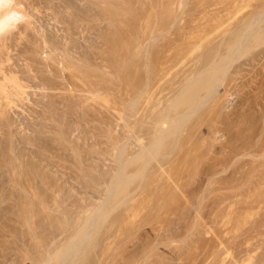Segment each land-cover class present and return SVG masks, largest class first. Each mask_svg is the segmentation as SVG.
<instances>
[{
	"label": "rangeland",
	"instance_id": "rangeland-1",
	"mask_svg": "<svg viewBox=\"0 0 264 264\" xmlns=\"http://www.w3.org/2000/svg\"><path fill=\"white\" fill-rule=\"evenodd\" d=\"M18 1L20 11L25 16L17 28L7 34V46L5 44L1 48L0 45V68L4 66L5 69V65L14 68L12 72L18 73L15 75L29 87L24 88L27 93L25 100L23 96L21 100L17 98L19 96L11 94V99L15 98L9 104L2 97L4 94L0 95V264H39L68 239V235L81 221L78 219L88 214L85 208H91V204H96L93 202L104 197V188L113 179L121 162L130 163L126 173L137 170L139 166L143 167L146 163L145 160L143 163V157L140 161L131 160V157L142 148L143 142L146 145L150 139V111L155 110V113L163 104L168 105V99L171 101L179 92L183 82L189 80V74L193 76L196 70L205 69L207 63L216 59L217 55L225 54V41L231 37L229 34L244 28L245 22L253 16L256 18L261 11L264 13V0H104L98 4L100 9L95 0L96 12L91 9L94 0ZM74 11L81 15L79 13L78 16V12L75 14ZM93 18L97 19L98 28L93 24ZM261 23L264 25V21ZM261 23L259 25L263 26ZM116 33L124 38V43L114 48V43H110V35ZM96 34L99 36L96 37ZM44 36L52 45L59 41L60 46L66 44L64 47L68 46L69 49L66 48L71 54L76 46L79 50L77 54L80 53L81 58L85 59L84 64L89 66L91 63L93 70L98 66V70H94L97 77H90L97 80L100 78L101 82L93 78L90 81V84L99 86L95 87L97 91H94L93 85L94 89L86 85L84 89L89 87L94 93L88 95L87 90L79 92L65 77L68 76L66 70V74L59 70L55 75L48 72L44 55L50 48L45 45ZM95 38L100 58L96 60L100 64L93 61V47L97 46ZM111 41L114 42L113 39ZM263 42H257L256 45L255 42L249 43L250 48L248 45V51L243 52L245 56L242 54L240 59L237 57L228 65L224 74L218 73L221 78L217 74L216 79L223 81L213 80L214 83L217 81L216 85L213 83L216 86L214 92L205 95V91L209 90H202L197 93L200 94L197 96H201L197 102H205L203 106L201 104V107H197L198 103H195L196 108L191 110L193 114L190 112V116L182 121V128H179L181 131L168 136L173 138L170 141L172 147L169 146L171 138H168L166 147L170 149L165 148L159 151L160 155H155L163 160L162 166L167 164L166 167L161 170V161L158 158L151 159L141 177L132 178L128 190L131 189V194L135 193L134 199L126 200L128 202L125 206L124 203L120 204L109 214L107 221L95 232L93 243L86 249L81 262L76 264H237L241 260L244 262L242 264H264ZM215 52L218 54L214 57L212 55ZM33 58L40 61L32 62ZM30 67L32 71L36 69L33 75H50L51 82L44 80V84L41 83L43 79L39 81L34 78ZM185 70L190 71L186 73ZM27 74L29 78L25 77ZM184 75L186 79H183ZM93 80L95 83H92ZM151 90L154 94H151ZM181 93L185 95V91ZM50 95L54 96L53 100ZM60 95L69 99L65 98L63 102V99H59ZM79 95L82 96L77 98ZM161 99L162 102L158 103ZM81 103L82 106L79 105ZM183 105V109V106L178 107L181 113L186 107ZM4 106H7L6 109ZM167 167L170 169L166 170ZM168 172L172 179L165 177ZM55 189L61 194L55 196ZM130 203L131 206L135 204V209L127 207ZM127 208L130 213L125 212ZM108 246L110 249H107Z\"/></svg>",
	"mask_w": 264,
	"mask_h": 264
},
{
	"label": "bare ground",
	"instance_id": "bare-ground-1",
	"mask_svg": "<svg viewBox=\"0 0 264 264\" xmlns=\"http://www.w3.org/2000/svg\"><path fill=\"white\" fill-rule=\"evenodd\" d=\"M90 1V0H89ZM92 1V0H91ZM98 3L96 4L97 5V7H98V9H100L99 7H101V6H98V4H101L102 3V1L104 2V0H96ZM95 0H94V6L92 5H90L91 6V9L93 10L94 9V11L96 12L97 11V9L95 8L96 7V5H95V2H96ZM113 1V0H112ZM125 1H130V0H124V2ZM80 2H82V1H80ZM79 2V3H80ZM93 2V1H92ZM99 2H101V3H99ZM18 3H19V1L17 0H0V41H1V48H4V46H5V44L9 41V39H8V41H6L7 40V34L9 35L10 34V32L13 30V29H15V28H17V25H18V23L22 20V19H24V14L20 11V4L18 5ZM91 3V2H90ZM82 4V3H81ZM104 4V3H103ZM102 4V5H103ZM118 4V3H117ZM129 4V3H128ZM31 5V4H30ZM79 5V4H78ZM105 6V5H104ZM117 6V5H116ZM128 6V5H127ZM69 7V6H68ZM83 8V7H82ZM89 8V7H88ZM79 8H77V10H78ZM81 9V8H80ZM90 9V10H91ZM125 9V8H124ZM149 9V8H148ZM59 10V9H58ZM131 10V9H130ZM152 10V9H151ZM262 10V9H261ZM65 11V10H64ZM80 11V10H79ZM88 11V10H87ZM101 11V10H100ZM104 11V10H103ZM133 11V10H132ZM150 11V10H149ZM26 12V11H25ZM75 12V11H74ZM76 12H78V11H76ZM75 12V14H77ZM81 13H82V11H80ZM80 12H78V16H79V13ZM164 12H166V11H164ZM257 12V11H256ZM259 12V11H258ZM262 12V11H261ZM260 12V14L259 15H257L256 16V18H255V16H253L254 18H250V20H248V21H246L245 23V25H243V27L244 28H240V29H242V30H240V29H236V31H234V32H231L229 35L231 36L230 38H229V40H227V41H225V42H227L226 43V53L225 54H223V55H217L218 53H214V55H212V56H214L215 57V55H217L215 58L216 59H214V60H210L211 62L209 63H207L208 64V66H206L205 67V69L203 68L202 69V71H201V69L200 70H196V72H194L195 74L192 76V74H189V76L191 75V77H189L188 76V78H189V80L188 79H186L185 78V75H184V78L183 79H186L187 80V82H183V84L184 85H182L183 87H181L180 88V90H179V92H177L176 94H175V96H173L172 97V99H171V101H170V98L168 99L169 101H170V105H169V101H168V105H164V106H168V107H163V105H162V107L160 108V109H158L157 107V109H158V111L157 112H155L154 113V111H150V113H151V115L149 116L150 117V120L148 119V123H149V125H150V127H148V133L150 134V139L148 140V143L145 145V144H143L142 143V145L143 146H141L142 148L135 154V155H133L132 157H131V160H135L136 161V159H139V161H140V158H142L141 160L143 161V163H145V161H146V163L143 165V167L141 166H139V168L137 167V170H132V172H130V173H126V168H127V166L129 167V161L128 162H121V164L119 165V168L117 169V171L115 170V169H113V170H115L114 172H115V174L113 175V179L111 180V182L109 183H107L106 184V186H105V194H104V197L103 198H101L98 202H93V203H96V204H91L92 206H91V208L90 207H86L85 209V211H88L87 213V215L85 216V217H82L81 219L79 218L78 220L80 221L78 224L77 223H73L74 225H76L77 224V227L76 228H74L73 230H72V233L70 234V235H68V239H66L63 243H61V245L60 246H58V247H56L51 253H49V256L47 257V260H43V261H41L39 264H50V262H52L51 264H65V261H66V264H76V263H79V262H81L80 261V259L82 258V256L85 254V252H86V249L93 243V237L95 236V232H98V228H100V226L103 224V222L106 220V219H108L109 218V214L111 215V213H113L112 211L116 208V207H118L120 204H123L124 206H125V203H127L126 202V200H132L131 198H133V197H135L134 196V194L135 193H133V194H131V189L130 190H128L129 189V186H130V183H131V181H132V178L133 177H138V176H140L141 177V175H142V172H143V170H144V168H145V166L150 162V160L152 159V160H156L155 158H158V157H156V156H158V153H159V155H160V152L159 151H161V150H163V149H167V150H169L170 149V147H172V145H171V143L172 142H170V141H172V139L173 138H171V140H169L170 138L168 137V136H173V134L174 135H176L175 133H179V132H177V131H181L179 128H182L181 126V123H182V121H185L186 119V117L188 118L190 115V112H192L191 110L192 109H195L196 108V106H194L195 105V103L198 101V99L197 98H200L201 96H197V95H200V94H197V93H201V92H199V91H205V90H209V91H205V95L208 93H212V92H214V87H216L215 85H216V83H217V81L218 82H220V80H222V79H220L221 77H220V75L219 74H224L225 73V71H226V69H228V65L230 64V63H232V62H234V60L237 58V57H239V56H241L242 54L245 56L246 54H244L243 52L244 51H246L247 49H249L250 48V45H249V43L250 44H253L254 42H255V45L257 44V42H258V44H260V42H263L264 41V25L261 23V22H263L264 21V13L262 12L261 13ZM81 13H80V15H81ZM93 13V12H92ZM98 14H99V12H97ZM170 13V12H169ZM175 13V12H174ZM51 14H53V13H51ZM94 14V13H93ZM167 14V13H166ZM253 14V13H252ZM95 15V14H94ZM97 15V14H96ZM107 15V14H106ZM250 15V14H249ZM109 16V15H108ZM129 16V15H128ZM49 17V16H48ZM63 17V16H62ZM94 17H96V16H94ZM55 18V17H54ZM97 18V17H96ZM95 18V19H96ZM111 18V17H110ZM160 18H161V15H160ZM56 19V18H55ZM61 19V18H60ZM75 19V18H74ZM94 19V18H93ZM94 19V20H95ZM244 19V18H243ZM52 20V19H51ZM59 20V19H58ZM63 20V19H62ZM73 20V19H72ZM97 20V19H96ZM96 20H95V23L93 22V24L97 27V23H96ZM117 20V19H116ZM120 20V19H119ZM39 21H41L40 19H39ZM56 21V20H55ZM65 21V20H64ZM77 21H79V20H77ZM85 21V20H84ZM99 21V20H98ZM103 21V20H102ZM122 21V20H121ZM120 21V22H121ZM161 21V20H160ZM66 22V21H65ZM82 22V21H81ZM119 22V23H120ZM38 23V22H37ZM51 23V22H50ZM58 23V22H57ZM79 23V22H78ZM116 23H118V22H116ZM123 23V22H122ZM226 23V22H225ZM262 24L263 26H260L259 24ZM52 24V23H51ZM56 24V23H55ZM69 24V23H68ZM76 24H77V22H76ZM82 24V23H81ZM208 24V23H207ZM216 25H217V23H215ZM214 24V25H215ZM221 24H222V22H221ZM34 25V24H33ZM44 25V24H43ZM83 25V24H82ZM82 25H81V27H82ZM87 25V24H86ZM85 25V26H86ZM108 25V24H107ZM119 25V24H118ZM122 25V24H121ZM120 25V26H121ZM124 25V24H123ZM133 25V24H132ZM139 25V24H138ZM156 25V24H155ZM190 25V24H189ZM199 25V24H198ZM239 25V24H238ZM36 26V25H35ZM40 26V25H39ZM64 26V25H63ZM74 26V25H73ZM77 26H78V24H77ZM149 26H150V24H149ZM152 26V25H151ZM150 26V27H151ZM184 26V25H183ZM207 26V25H206ZM205 26V27H206ZM218 26L220 27V25L218 24ZM227 26V25H226ZM229 26V25H228ZM38 27V26H37ZM66 27V26H65ZM64 27V28H65ZM75 27H76V25H75ZM92 28H93V26H91ZM124 27V26H123ZM125 27H126V25H125ZM213 27H215V26H213ZM225 27V26H224ZM230 27H231V25H230ZM47 28V27H46ZM49 28H50V24H49ZM69 28H70V26H69ZM84 28V27H83ZM98 28V27H97ZM128 28V27H127ZM152 28V27H151ZM198 28V27H197ZM200 28V27H199ZM202 28H204V27H202ZM201 28V29H202ZM42 29V28H41ZM55 29V28H54ZM80 29V28H79ZM94 29V28H93ZM143 29V28H142ZM44 30V29H43ZM56 30V29H55ZM75 30V29H74ZM87 30V29H86ZM144 30V29H143ZM45 31V30H44ZM68 31V30H67ZM85 31V30H84ZM97 31V30H96ZM99 31V30H98ZM113 31V30H112ZM205 31V30H204ZM208 31V30H207ZM220 31V30H219ZM232 31V30H231ZM19 32V31H18ZM26 32V31H25ZM61 32V31H60ZM151 32V31H150ZM201 32H203V31H201ZM206 32V31H205ZM226 32H228V31H226ZM230 32V31H229ZM46 33V32H45ZM81 33H82V31H81ZM81 33H79V34H81ZM93 33V32H92ZM143 33H145V32H143ZM197 33H199V32H197ZM197 33H195V34H197ZM204 33V32H203ZM221 33V32H220ZM225 33V32H224ZM58 34V33H57ZM148 34V33H147ZM62 35H64V34H62ZM66 35V34H65ZM83 35H84V32H83ZM199 35V34H198ZM227 35V34H226ZM78 36V35H77ZM80 36V35H79ZM97 36H99L98 34H96V37ZM123 36V35H122ZM150 36V35H149ZM203 36H205V35H203ZM203 36H201V37H203ZM214 36H215V34H214ZM220 36V35H219ZM222 36V35H221ZM10 37V36H9ZM58 37V36H57ZM63 37V36H62ZM110 43H114V48L115 47H117L116 45H119V46H123V43H124V38L122 37L121 38V36L119 35V33H116V34H114V36L111 34L110 35ZM135 37V36H134ZM183 37V36H182ZM78 38V37H77ZM136 38V37H135ZM217 38V37H216ZM220 38V37H219ZM44 42H45V45L47 46V48H50V50L48 51V52H46L45 54L46 55H44L45 56V61H46V63H47V67H49V73H52V75H55V72L57 71L58 72V70H59V72L61 71V72H64L65 70L67 71H65L66 73H68V76H65V77H67V79H69V82H72L73 83V87L74 88H77V90L79 91V92H82V91H84V90H87V92H88V95L91 93V95L94 93V91L96 90V88H98V87H96V84H95V86L93 85V84H90L91 82V80H92V78L90 79V77L91 76H96V74L94 75V72H96V71H94V70H96L97 68H98V66H96V67H94V68H96V69H94L93 70V68L90 66V65H92L91 63L89 64V66L91 67V68H89V66L87 65V64H84V58L82 59L81 58V54L80 53H78L77 54V52L79 51H77V47L76 46H74L75 48H73V50L72 51H74V53H76V55L74 54V53H72L71 54V52H69V48H68V46H66V47H64L65 45L63 44V46H60L59 44H61L60 43V41L58 42V43H55V44H53L52 45V43H49V39L47 38H45V36H44ZM64 39V38H63ZM72 39V38H71ZM96 39V38H95ZM114 40V42L113 41H111V40ZM129 39V38H128ZM141 39V38H140ZM147 39V38H146ZM223 39V38H222ZM221 39V40H222ZM101 40V39H100ZM104 40V39H103ZM126 40V39H125ZM132 40H133V38H132ZM178 40V39H177ZM220 40V41H221ZM224 40V39H223ZM6 41V42H5ZM93 41V40H92ZM134 41V40H133ZM145 41V40H144ZM219 41V40H218ZM64 42V41H63ZM94 42V41H93ZM97 42V39H96V41H95V45L97 44L96 43ZM102 42V41H101ZM107 42V41H106ZM173 43V42H172ZM212 43V42H211ZM264 43V42H263ZM70 44H71V42H70ZM108 44V43H107ZM112 44H111V46H112ZM130 44H132V43H130ZM176 44V43H175ZM210 44V43H209ZM52 45V46H51ZM93 45H94V43H93ZM93 45L91 46V48L93 47ZM138 45V44H137ZM136 45V46H137ZM140 45V44H139ZM186 45V44H185ZM219 45H220V43H219ZM221 45H222V43H221ZM248 45H249V48H247L248 47ZM6 46H7V44H6ZM45 46V47H46ZM87 46V45H86ZM110 46V45H109ZM208 46V45H207ZM253 46V45H252ZM251 46V47H252ZM260 46V45H259ZM90 47V46H89ZM101 47V46H100ZM138 47V46H137ZM220 47V46H219ZM258 47V46H257ZM41 48V47H40ZM46 48V49H47ZM86 48V47H85ZM93 48H95L94 49V54H92L93 56H94V58H95V60H93V61H97L96 63H101V62H99L98 60H96V58L98 59L99 58V55H98V51L96 50V48L98 49V44H97V46L96 47H93ZM103 48V47H102ZM121 48V47H120ZM39 49V48H38ZM67 49V50H66ZM70 49H72V48H70ZM82 49V48H81ZM117 49V48H116ZM123 49V48H122ZM121 49V50H122ZM128 49V48H127ZM134 49H135V46H134ZM134 49H132V50H134ZM139 49V48H138ZM216 49V48H215ZM17 50V49H16ZM92 50V49H91ZM96 50V51H95ZM113 50V49H112ZM120 50V49H119ZM118 50V51H119ZM146 50V49H145ZM144 50V51H145ZM217 50H219L218 48H217ZM37 51V50H36ZM66 51V52H65ZM93 51V50H92ZM136 51V50H135ZM134 51V52H135ZM207 51V50H206ZM248 51V50H247ZM246 51V52H247ZM26 52V51H25ZM24 52V53H25ZM91 52V51H90ZM98 52V53H97ZM110 52V51H109ZM115 52V51H114ZM123 52V51H122ZM132 52V51H131ZM217 52H219V51H217ZM245 52V53H246ZM37 53V52H36ZM40 53V52H39ZM38 53V54H39ZM88 53V52H87ZM86 53V54H87ZM116 53H118V52H116ZM211 53V52H210ZM71 54V55H70ZM84 54V53H83ZM85 54V55H86ZM108 54V53H107ZM202 54V53H201ZM205 54V53H204ZM89 55V54H88ZM149 55H150V53H149ZM153 55V54H152ZM157 55V54H156ZM210 55V54H209ZM32 56V55H31ZM90 56V55H89ZM92 56V57H93ZM131 56V55H130ZM136 56V55H135ZM201 56V55H200ZM6 57V56H5ZM213 57V58H214ZM7 58H9V57H7ZM93 58V59H94ZM114 58V57H113ZM118 58V57H117ZM198 58V57H197ZM218 58V59H217ZM20 59V58H19ZM26 59V58H25ZM30 59V58H29ZM100 59V58H99ZM122 59V58H121ZM130 59V58H129ZM239 59H240V57H239ZM10 60H11V58H10ZM9 59H7V61H10ZM32 60V62L34 61L35 63L37 62V60H39L40 61V59H31ZM42 60V59H41ZM102 60V59H101ZM100 60V61H101ZM111 60V59H110ZM150 60V59H149ZM197 60V59H196ZM4 61H6V59L4 60ZM27 61V59L25 60V62ZM193 61V60H192ZM3 62V61H2ZM24 62V61H23ZM118 61L116 60V63H117ZM127 62V61H126ZM133 62V61H132ZM191 62V61H190ZM194 62V61H193ZM192 62V63H193ZM237 62V61H236ZM5 64H8V62L6 63V62H4ZM14 63V62H13ZM85 63H87V62H85ZM88 63H89V60H88ZM107 63H109V62H107ZM112 63H115V62H112ZM158 63V62H157ZM165 63V62H164ZM0 64H2L1 62H0ZM119 64V63H118ZM121 64V63H120ZM159 64H161V63H159ZM200 64V63H199ZM23 65V64H22ZM38 65V64H37ZM96 65H98V64H96ZM102 65V64H101ZM107 65V64H106ZM164 65V64H163ZM29 66H31V65H29ZM94 66H95V63H94ZM111 66V65H110ZM118 66V65H117ZM129 66V65H128ZM159 66H161V65H159ZM187 66H188V64H187ZM193 66H194V63H193ZM230 66V65H229ZM232 66V65H231ZM1 67V66H0ZM4 67V66H3ZM0 68V88H1V90L3 91V92H0V95L2 96V94L1 93H3L4 95L2 96V97H4L5 99H7L8 100V103L10 104V100H13L15 97H17V96H19V97H17V98H19V99H21L22 100V96H23V99L26 97V90H24V88H27L26 86H28L29 87V85H27V84H25V82L24 83H22L23 82V80H20L18 77H17V75H15V74H18V73H15V72H12V71H14L13 69L14 68H8V67H10V66H6L5 65V69L4 68ZM46 67V68H47ZM127 67V66H126ZM189 67V66H188ZM192 67V66H191ZM25 68V67H24ZM35 68V67H34ZM40 68V67H39ZM38 68V69H39ZM43 68V67H42ZM183 68V67H182ZM186 68V67H185ZM193 68V67H192ZM201 68V67H200ZM37 69V70H38ZM89 69V70H88ZM90 69H92V70H90ZM184 69V68H183ZM30 70H31V67H30ZM98 70V69H97ZM125 70V69H124ZM194 70V69H193ZM230 70V69H229ZM21 72L22 71H24V70H20ZM32 71V70H31ZM35 71H36V69H35ZM35 71H32V75H33V73H35ZM41 71V70H40ZM39 71V72H40ZM92 71V72H91ZM100 71V70H99ZM167 71V70H166ZM190 71V70H189ZM189 71H187L186 72V70H185V72L186 73H188ZM195 71V70H194ZM197 71H199V72H197ZM27 72V71H26ZM58 72V73H59ZM64 72V73H65ZM98 72V71H97ZM162 72V71H161ZM228 72V71H227ZM37 73V72H36ZM45 73V72H44ZM65 73V74H66ZM185 73V74H186ZM219 73V74H218ZM62 74V73H61ZM91 74H93V75H91ZM217 74H218V76L220 77L219 79L220 80H218V79H216V76H217ZM228 74V73H227ZM31 75V76H32ZM35 75V74H34ZM33 75V76H34ZM40 75V74H39ZM63 75V74H62ZM163 76H164V74H162ZM161 75V76H162ZM21 76V75H20ZM29 75L27 74L25 77H28ZM59 76V75H58ZM160 76V77H161ZM214 76V77H213ZM218 76H217V78H218ZM225 76H226V74H225ZM55 77V76H54ZM57 77V76H56ZM62 77V76H61ZM60 77V78H61ZM97 77V76H96ZM95 77V78H96ZM99 77V76H98ZM101 77V76H100ZM29 78V77H28ZM34 78H37V79H39V81H40V79H43V81L41 82V83H43L44 82V80H46V82L49 80H51V77H50V75H48L47 73L46 74H41V76L39 77V76H37V75H35L34 76ZM33 78V79H34ZM58 78V77H57ZM64 78V77H63ZM95 78H93V79H95ZM225 78V77H224ZM99 80H100V78H98ZM104 79V78H103ZM156 79V78H155ZM159 79V78H158ZM182 79V78H181ZM214 79H216L217 81H215V83H214ZM28 79H26V81H27ZM52 80H54V78L52 79ZM59 80V79H58ZM99 80H97V79H95V81H99ZM145 80V79H144ZM160 80V79H159ZM162 80V79H161ZM164 80V79H163ZM186 80H184V81H186ZM22 81V82H21ZM48 81V82H49ZM55 81V80H54ZM94 81V80H93ZM95 81L94 82H92V83H95ZM109 81H111V80H109ZM124 81V80H123ZM153 81V80H152ZM158 81V80H157ZM223 81V80H222ZM28 82V81H27ZM45 82V83H46ZM51 82V81H50ZM53 82V81H52ZM62 82V81H61ZM100 82H101V80H100ZM181 82V81H180ZM180 82H179V84H180ZM29 83V82H28ZM112 83V82H111ZM157 83V82H156ZM159 83V82H158ZM215 85H214V84ZM44 84V83H43ZM49 83H47V85H48ZM52 84H54L55 85V83L53 82ZM51 84V85H52ZM62 84V86L64 85V83H61ZM60 84V85H61ZM99 84V83H98ZM112 84H114V83H112ZM142 84V83H141ZM220 84V83H219ZM222 84V83H221ZM220 84V85H221ZM53 85V86H54ZM66 85V84H65ZM69 85H71V84H69ZM90 86V87H92L91 85H93V87L95 88H93L94 89V91L93 90H90L89 89V87H87V89H84L85 88V86ZM101 85V84H100ZM123 85V84H122ZM143 85H145L144 83H143ZM218 85V84H217ZM40 86L42 87V85L40 84ZM45 86V85H44ZM43 86V87H44ZM118 86V85H117ZM129 86V85H128ZM127 86V87H128ZM151 86V85H150ZM160 86H161V84H160ZM5 87H8V89L7 88H5ZM31 87V86H30ZM61 87V86H60ZM130 87H131V85H130ZM152 87V86H151ZM180 87V86H179ZM65 88V87H64ZM67 88V87H66ZM137 88V87H136ZM154 88V87H153ZM161 88V87H160ZM56 89V88H55ZM68 89H70V88H68ZM100 89V88H99ZM108 89V88H107ZM134 89V88H133ZM141 89V88H140ZM140 89H138V90H140ZM157 90H158V88H156ZM216 89V88H215ZM0 90V91H1ZM42 90V89H41ZM45 90H47V89H45ZM57 90H58V88H57ZM60 90H62V88L60 89ZM59 90V91H60ZM123 90V89H122ZM125 90V89H124ZM212 90V91H211ZM97 91V90H96ZM127 91V90H126ZM125 91V92H126ZM145 91H146V89H145ZM152 91V90H151ZM161 91V90H160ZM182 91H185V95H182L183 93H181ZM202 91V92H203ZM224 91V90H223ZM42 92V91H41ZM48 92H50V91H48ZM55 92V91H54ZM122 92V91H121ZM124 92V93H125ZM153 92V91H152ZM216 92V91H215ZM83 93H85V92H83ZM135 93V92H134ZM157 93V92H156ZM11 94H12V96H15V97H13V99H11ZM50 94H53V93H50ZM60 94V93H59ZM63 94V93H62ZM107 94V93H106ZM127 94V93H126ZM151 94H154V92L153 93H151ZM159 94V93H158ZM207 94V95H208ZM41 95V94H40ZM48 95V94H47ZM54 95V94H53ZM56 95V94H55ZM90 95V96H91ZM97 95H100L99 93L97 94ZM104 95V94H103ZM109 95V94H108ZM122 96H123V94H121ZM132 95V94H131ZM203 95V94H202ZM217 95V94H216ZM0 96V97H1ZM20 96H21V98H20ZM51 96V95H50ZM82 96V95H81ZM80 95L77 97V98H80L81 97ZM96 96V95H95ZM152 96V95H151ZM183 96V97H182ZM1 97V98H2ZM52 97L54 98V96H51V99H52ZM60 98L59 99H63L62 101L64 102V99L66 98L67 100L69 99V97H65V96H62V95H60L59 96ZM62 97V98H61ZM132 97V96H131ZM157 97V96H156ZM155 97V98H156ZM211 97V96H210ZM213 97V96H212ZM211 97V98H212ZM93 98V97H92ZM97 98V97H96ZM106 99H108V96H106L105 97ZM117 98V97H116ZM135 98V97H134ZM148 98V97H147ZM146 98V99H147ZM152 98V97H151ZM159 98V97H158ZM204 98V97H203ZM207 98V97H206ZM28 99V98H27ZM45 99V98H44ZM47 99V98H46ZM65 99V100H66ZM73 98L71 97L70 98V100H72ZM95 99V98H94ZM103 99V98H102ZM119 99V98H118ZM140 99V98H139ZM144 99V98H143ZM145 99V100H146ZM16 100V99H15ZM25 100V99H24ZM53 100V99H52ZM69 100V101H70ZM87 100V99H86ZM101 100V99H100ZM110 100V99H109ZM115 100V99H114ZM138 100V99H137ZM156 100H158V99H156ZM162 100L163 99H161V101L159 102L158 101V103H161L162 102ZM49 101V100H48ZM57 101V100H56ZM61 101V102H62ZM73 101V100H72ZM77 101V100H76ZM80 102H81V100H79ZM78 101V102H79ZM112 101V100H111ZM141 101V100H140ZM151 101V100H150ZM154 101H155V99H154ZM12 102V101H11ZM16 102V101H15ZM40 102V101H39ZM41 102H42V100H41ZM52 102V101H51ZM83 102H84V100H83ZM82 102V103H83ZM113 102V101H112ZM115 102V101H114ZM7 103V102H6ZM8 103H7V105H8ZM14 102H12V104H13ZM53 103H54V101H53ZM82 103L81 104H79L80 106H82ZM85 103V102H84ZM83 103V104H84ZM156 104H157V102H155ZM167 103V102H166ZM198 103V102H197ZM200 103V104H199ZM199 103H198V105H197V107H201V104L202 103H205V102H200V100H199ZM70 104V103H69ZM73 104H74V102H73ZM100 104H103V102L102 103H100ZM109 104V103H108ZM120 104V103H119ZM183 104H185L186 105V107H185V109L182 111V113H181V111L178 109V107H180V106H183V107H181L182 109L184 108V105ZM50 105V104H49ZM145 105H146V103H145ZM149 104H147V106H148ZM157 105H159V104H157ZM157 105H155V106H157ZM44 106V105H43ZM76 106V105H75ZM78 106V105H77ZM79 106V107H80ZM106 106V105H105ZM109 106H110V104H109ZM147 106H146V108H147ZM153 106H154V104H153ZM187 106H189V108L187 107ZM202 106H203V104H202ZM6 107L7 106H4V108L6 109ZM41 107V106H40ZM108 107V106H107ZM160 107V106H159ZM3 108V109H4ZM9 108V107H8ZM44 108V107H43ZM82 108V107H81ZM109 108V107H108ZM121 108V107H120ZM155 108V107H154ZM188 108V109H187ZM42 109V108H41ZM77 109H78V107H77ZM111 109H113V107L111 108ZM118 109H119V107H118ZM152 109V108H151ZM181 109V110H182ZM198 109V108H197ZM196 109V110H197ZM80 110V109H79ZM121 110H122V108H121ZM55 111V110H54ZM78 111V110H77ZM180 111V112H179ZM2 112V111H1ZM144 112V111H143ZM135 113V112H134ZM123 114V113H122ZM193 114V112L191 113V115ZM54 115V114H53ZM56 115V114H55ZM64 115V114H63ZM143 115V114H142ZM141 115V116H142ZM189 115V116H188ZM146 116V115H145ZM44 117V116H43ZM55 117V116H54ZM148 117V118H149ZM48 118H50L49 116H48ZM134 118V117H133ZM39 119V118H38ZM56 119V118H55ZM185 119V120H184ZM50 120V119H49ZM58 120V119H57ZM189 120V119H188ZM47 121H48V119H47ZM43 122V121H42ZM131 123V122H130ZM132 123H134V122H132ZM136 123V122H135ZM147 123V124H148ZM184 123V122H183ZM62 124V123H61ZM41 125H43V124H41ZM46 125V124H45ZM50 125V124H49ZM138 125V124H137ZM142 125V124H141ZM181 125V126H180ZM132 126V125H131ZM43 127H44V125H43ZM61 127V126H60ZM147 127V126H146ZM45 128H49V127H45ZM129 128V127H128ZM137 128V127H136ZM104 129V128H103ZM34 130V129H33ZM42 130V129H41ZM49 130V129H48ZM47 130V131H48ZM132 130V129H131ZM53 131V130H52ZM66 131H67V129H66ZM133 131V130H132ZM185 131V130H184ZM34 132H35V130H34ZM59 132V131H58ZM57 132V133H58ZM108 132V131H107ZM56 133V134H57ZM133 133H135V131H133ZM171 133H173V134H171ZM184 133V132H183ZM64 134H66V133H64ZM106 134V133H105ZM138 134V133H137ZM148 134V135H149ZM170 134V135H169ZM40 134H38V136H39ZM183 135V134H182ZM37 136V135H36ZM50 136V133H49V135H48V137ZM125 136V135H124ZM179 136V135H178ZM42 137V136H41ZM47 137V138H48ZM51 137H52V134H51ZM54 137V136H53ZM70 137V136H69ZM144 137V136H143ZM44 138V137H43ZM58 138V137H57ZM67 138V137H66ZM83 138V137H82ZM114 138V137H113ZM126 138V137H125ZM137 138V137H136ZM149 138V137H148ZM166 138H167V140H166ZM169 138V139H168ZM45 139V138H44ZM114 139H116V138H114ZM124 139V138H123ZM139 140H140V138H138ZM31 140V139H30ZM68 141H69V139H67ZM131 140V139H130ZM134 140V139H133ZM168 140H169V142H170V144H169V149L166 147V143H169L168 142ZM26 141V140H25ZM43 141V140H42ZM107 141V140H106ZM109 141V140H108ZM107 141V142H108ZM135 141V140H134ZM147 141V140H146ZM164 141H166V142H164ZM31 142V141H30ZM33 142V141H32ZM63 142V141H62ZM80 142V141H79ZM83 142V141H82ZM133 142V141H132ZM137 142V141H136ZM59 143V142H58ZM61 143V142H60ZM176 143H178L177 141H176ZM175 143V144H176ZM27 144V143H26ZM31 144V143H30ZM45 144V143H44ZM80 144V143H79ZM109 144V143H108ZM48 145V144H47ZM46 145V146H47ZM131 145V144H130ZM139 145V144H138ZM36 146V145H35ZM79 146V145H78ZM132 146V145H131ZM264 146V145H263ZM53 147H54V145H53ZM118 147V146H117ZM139 148H140V146H139ZM129 149V148H128ZM165 149V150H166ZM172 149V148H171ZM173 149H174V147H173ZM69 150V149H68ZM164 150V151H165ZM41 151V150H40ZM46 151V150H45ZM76 151H77V149H76ZM113 151V150H112ZM82 152H83V150H82ZM136 152V151H135ZM166 152H168V151H166ZM80 153V152H79ZM165 154V155H167L165 152H162V154ZM28 154V153H27ZM37 154V153H36ZM43 154V153H42ZM109 154H111V153H109ZM115 154V153H114ZM191 154V153H190ZM26 155V154H25ZM39 155V154H38ZM47 155V154H46ZM71 155V154H70ZM132 154H130V156H131ZM156 155V156H155ZM164 155V156H165ZM34 156V155H33ZM62 156V155H61ZM112 156H114L113 155V153H112ZM155 156V157H154ZM163 156V157H164ZM168 156V155H167ZM40 157V156H39ZM58 157V156H57ZM68 157V156H67ZM129 157V156H128ZM145 157V158H144ZM160 157V156H159ZM45 158H46V156H45ZM44 158V159H45ZM56 158V157H55ZM64 158V157H63ZM154 158V159H153ZM165 158V157H164ZM40 159V158H39ZM120 159V158H119ZM159 159V158H158ZM175 159V158H174ZM60 160V159H59ZM113 160H114V158H113ZM130 160V159H129ZM145 160V161H144ZM167 160V159H166ZM171 160H173V159H171ZM177 160V159H176ZM180 160V159H179ZM178 160V161H179ZM40 161V160H39ZM56 161V160H55ZM83 161V160H82ZM127 161V160H126ZM159 161H161L159 164L161 165V167H159L160 169L162 168V167H166V165H164V166H162V164H163V160L162 159H159ZM169 161V160H168ZM174 161V160H173ZM30 162V161H29ZM47 162V161H46ZM61 162V161H60ZM152 162H154V161H152ZM156 162V166H157V161H155ZM170 162V161H169ZM175 162V161H174ZM56 163V162H55ZM188 163V162H187ZM60 164V163H59ZM114 164V163H113ZM135 164V163H134ZM41 165V164H40ZM64 165V164H63ZM150 165V164H149ZM159 165V166H160ZM169 165V164H168ZM50 166H51V164H50ZM61 166V165H60ZM64 166H66V165H64ZM63 166V167H64ZM70 166V165H69ZM118 166V165H117ZM148 166V165H147ZM55 167V166H54ZM57 167V166H56ZM67 167V166H66ZM164 167V168H165ZM170 167V166H169ZM172 167V166H171ZM50 168V167H49ZM71 168V167H70ZM174 168V167H173ZM172 168V169H173ZM178 168V167H177ZM32 169V168H31ZM62 169V168H61ZM66 169V168H65ZM69 169V168H68ZM159 169V170H160ZM167 169H170V168H166V170ZM176 169V168H175ZM37 170V169H36ZM78 170H80V169H78ZM95 170V169H94ZM112 170V169H111ZM162 170V169H161ZM174 170V169H173ZM42 171H44V170H42ZM71 171V170H70ZM131 171V170H130ZM149 171V170H148ZM169 171V170H168ZM105 172H107V171H105ZM153 172V171H152ZM164 172V171H163ZM170 172V171H169ZM169 172H168V175H165V177H167V176H169ZM172 172V171H171ZM55 173V172H54ZM53 173V174H54ZM77 173H79V171L77 172ZM176 174V173H175ZM56 175V174H55ZM65 175V174H64ZM80 174H78V176H79ZM88 175H90V173L88 174ZM144 175V174H143ZM155 176H156V173L154 174ZM62 176V175H61ZM95 177V176H94ZM97 177V176H96ZM136 177V178H137ZM144 177V176H143ZM154 177V176H153ZM157 177H161V176H157ZM164 177V176H163ZM170 177V176H169ZM174 177V176H173ZM179 177V176H178ZM41 178V177H40ZM78 178V177H77ZM76 178V179H77ZM171 178V177H170ZM175 178V177H174ZM50 179V178H49ZM99 179H100V177H99ZM98 179V180H99ZM142 179V178H141ZM146 179V178H145ZM159 178H157V180H158ZM167 179V178H166ZM166 179H164V180H166ZM172 179V178H171ZM177 179V178H176ZM175 179V180H176ZM180 179V178H179ZM83 181H84V178L82 179ZM140 180V179H139ZM161 180V179H160ZM182 180V179H181ZM46 181V180H45ZM77 181V180H76ZM88 181V180H87ZM105 181V180H104ZM150 181H152V180H150ZM155 181H156V178H155ZM174 181V180H173ZM172 181V182H173ZM178 181V180H177ZM52 182V181H51ZM90 182V181H89ZM167 182H168V180H167ZM182 182V181H181ZM77 183H80L79 181H77ZM152 183V182H151ZM162 183V182H161ZM174 183V182H173ZM95 184H97V183H95ZM175 184V183H174ZM48 185V184H47ZM88 184H86V186H87ZM99 185V184H98ZM178 184H176V186H177ZM180 186V185H179ZM183 186V185H182ZM64 187V186H63ZM103 187V186H102ZM139 187V186H138ZM138 187H136L137 188V191H138ZM170 188V187H169ZM59 189H60V187H59ZM94 189H97V188H94ZM133 189V188H132ZM144 189V188H143ZM155 189V188H154ZM172 189V188H171ZM58 190V189H57ZM56 189H55V191H53L54 192V195L55 196H58V195H60L61 193L59 192V191H57ZM60 190H62V189H60ZM73 190V189H72ZM99 190V189H98ZM102 190V191H101ZM78 191V190H77ZM100 191L101 192H103V189H100ZM133 191V190H132ZM157 191V190H156ZM97 191H95L94 193H96ZM135 192V191H134ZM149 192V191H148ZM192 192V191H191ZM52 193V192H51ZM58 193H60V194H58ZM98 193H100L99 191H98ZM144 193V192H143ZM160 193V192H159ZM46 194V193H45ZM53 194V193H52ZM66 194V193H65ZM53 195V196H54ZM76 195H78L77 193H76ZM133 195V196H132ZM148 195H150V194H148ZM174 195V194H173ZM262 195V194H261ZM99 195H97V197H98ZM140 196H142V195H140ZM147 196V195H146ZM151 196V195H150ZM162 196V195H161ZM190 196V195H189ZM88 197V196H87ZM139 196H137V198H138ZM152 197V196H151ZM171 197V196H170ZM257 197V196H256ZM92 198H94L95 199V197H92ZM100 198V197H99ZM147 198V197H146ZM225 198V197H224ZM54 199V198H53ZM93 199V200H94ZM134 199V198H133ZM176 199V198H175ZM259 199V198H258ZM59 201V200H58ZM77 201V200H76ZM81 201V200H80ZM125 201V202H124ZM136 201H138V200H136ZM169 201V200H168ZM130 202V201H129ZM139 202H140V200H139ZM173 202V201H172ZM255 202V201H254ZM81 203H84V202H81ZM133 203V202H132ZM142 203V202H141ZM140 203V204H141ZM144 203V202H143ZM158 203V202H157ZM156 203V204H157ZM171 203V202H170ZM260 203V202H259ZM88 204V203H87ZM81 205V204H80ZM90 205V204H89ZM132 205H134V206H131V203L129 204V205H127V207L129 206L130 207V209H131V207H133V209H135L134 207H135V204H132ZM139 205V204H138ZM137 205V206H138ZM144 205V204H143ZM148 205V204H147ZM77 206V205H76ZM84 206V205H83ZM136 206V207H137ZM157 206V205H156ZM80 207V206H79ZM128 207V208H129ZM141 207V206H140ZM148 207V206H147ZM169 207V206H168ZM84 208V207H83ZM125 209H126V207H124ZM128 208H127V210L125 211V212H127L128 211ZM146 208V207H145ZM124 209V210H125ZM129 209V210H130ZM133 209H131V210H133ZM139 209V208H138ZM167 209V208H166ZM172 209V208H171ZM78 210V209H77ZM82 210V209H81ZM81 210H80V212H81ZM83 211H84V209H83ZM85 211H84V213H85ZM138 211V210H137ZM152 211V210H151ZM173 211V210H172ZM175 211V210H174ZM131 212V211H130ZM129 211H128V213H130ZM133 212V211H132ZM166 212V211H165ZM211 212V211H210ZM83 213V212H82ZM123 213V212H122ZM127 213V214H128ZM164 213V212H163ZM80 214V213H79ZM152 214V213H151ZM204 214V213H203ZM208 214H209V212H208ZM82 215V214H81ZM80 215V216H81ZM85 215V214H84ZM120 215V214H119ZM152 216V215H151ZM155 216V215H154ZM108 217V218H107ZM124 217V216H123ZM126 217H128V216H126ZM70 218V217H69ZM69 218H68V221H69ZM74 218V217H73ZM152 218V217H151ZM158 218H159V216H158ZM78 220H76V221H78ZM151 220V219H150ZM74 221H75V219H74ZM107 221V220H106ZM112 221H114L115 222V218H113V220ZM112 221H110V224H111V222ZM122 221V220H121ZM159 221V220H158ZM113 222V223H114ZM69 223V222H68ZM112 223V224H113ZM119 223V222H118ZM122 223H124V222H122ZM145 223V222H144ZM120 224V223H119ZM64 225V224H63ZM74 225H72V226H74ZM114 225H117V224H114ZM156 225V224H155ZM113 226V225H112ZM111 226V227H112ZM120 226V225H119ZM141 226V225H140ZM183 226V225H182ZM108 227H110V226H108ZM118 227V226H117ZM259 227V226H258ZM102 228V227H101ZM153 228V227H152ZM108 229V228H107ZM118 229V228H117ZM101 230V229H100ZM100 230H99V235H100ZM106 230V229H105ZM114 230V229H113ZM154 230V229H153ZM155 231H156V229H155ZM68 232V231H67ZM110 232V231H109ZM117 232V231H116ZM107 233V232H106ZM253 233V232H252ZM251 233V234H252ZM116 234V233H115ZM250 234V235H251ZM109 235V234H108ZM114 236V235H113ZM112 236V237H113ZM157 236V235H156ZM102 237V236H101ZM107 237V236H106ZM111 237V236H110ZM249 237V236H248ZM217 238V237H216ZM110 239V238H109ZM243 239V238H242ZM108 240V239H107ZM106 240V241H107ZM104 241V240H103ZM244 241H246V242H248L247 240H244ZM250 241V240H249ZM105 242V241H104ZM108 242V241H107ZM110 242V241H109ZM108 242V243H109ZM245 242V243H246ZM220 243V242H219ZM221 243H222V241H221ZM48 244V243H47ZM242 244V243H241ZM106 245V244H105ZM139 245V244H138ZM222 245V244H221ZM240 245V244H239ZM244 245V244H243ZM39 246V245H38ZM56 246V245H55ZM94 246V245H93ZM111 246V245H110ZM237 246V245H236ZM242 246V245H241ZM45 247V246H44ZM103 247V246H102ZM109 247V246H108ZM112 247V246H111ZM107 249H110V247L109 248H107ZM196 249V248H195ZM41 250V249H40ZM110 251V250H109ZM105 252V251H104ZM106 253V252H105ZM130 254V253H129ZM123 255V254H122ZM249 255V254H248ZM118 256V255H117ZM130 256V255H129ZM245 256V255H244ZM224 257V256H223ZM264 257V256H263ZM102 258V257H101ZM121 258V257H120ZM125 258V257H124ZM222 258V257H221ZM243 258V257H242ZM245 258V257H244ZM249 258V257H248ZM130 259V258H129ZM262 259V258H261ZM128 260V259H127ZM224 260V259H223ZM247 259H245L244 261H246ZM252 260V259H251ZM79 261V262H78ZM240 261V260H239ZM248 261V260H247ZM128 262V261H127ZM132 262V261H131ZM236 263V262H235ZM242 263H244V262H242V260H241V263H237V264H242ZM120 264V263H119ZM130 264V263H129ZM250 264V263H249Z\"/></svg>",
	"mask_w": 264,
	"mask_h": 264
}]
</instances>
